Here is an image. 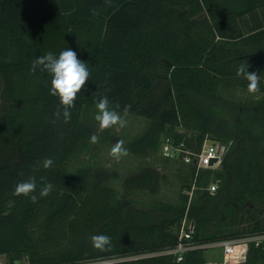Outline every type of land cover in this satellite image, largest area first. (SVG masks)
Returning a JSON list of instances; mask_svg holds the SVG:
<instances>
[{"label": "trees", "instance_id": "16d2710c", "mask_svg": "<svg viewBox=\"0 0 264 264\" xmlns=\"http://www.w3.org/2000/svg\"><path fill=\"white\" fill-rule=\"evenodd\" d=\"M75 51L91 73L64 122L51 76L30 68L38 57ZM260 75V91L240 64ZM248 92V91H247ZM146 120L127 148L147 157L165 137L199 152L225 146L216 167L180 163L176 201L159 197L165 179L141 165L123 179L103 165L71 166L95 134L96 104ZM61 111L59 119L57 110ZM105 136H109L107 133ZM53 160L45 169L43 161ZM167 159H172L167 157ZM35 177L37 201L13 195ZM51 183L46 197L41 188ZM216 183L211 191L209 186ZM151 196L147 202L140 192ZM12 201V205H9ZM206 244L264 233V0H0V254L5 264H202L207 247L156 253L180 240L182 220ZM111 237L100 251L91 236ZM243 264H264V241L249 243Z\"/></svg>", "mask_w": 264, "mask_h": 264}, {"label": "clouds", "instance_id": "9594fccd", "mask_svg": "<svg viewBox=\"0 0 264 264\" xmlns=\"http://www.w3.org/2000/svg\"><path fill=\"white\" fill-rule=\"evenodd\" d=\"M46 71L51 76L50 94L57 97L62 106L63 119L65 123L70 122L71 112L69 109L75 107V101L80 92L84 91L85 86L91 75L87 62L81 61L75 51L71 49L62 50L59 55L48 52L45 55L38 57L33 61L30 68L31 73H35L37 69ZM249 64H240L236 75L243 77L248 82L247 91L250 94H255L260 91V75L256 72L248 71ZM110 101L105 96L96 104L97 114L95 120L99 124V130L104 131L119 125L123 128L127 125V120L121 116L116 110L110 108ZM131 109V105L124 106V117H126ZM57 119L61 116V111L58 109L55 113ZM90 142L95 144L99 142L97 135L90 137ZM109 155L119 161L122 157L128 155V150L124 147V141L118 140L110 149ZM53 165L51 158H46L43 161L45 169ZM37 189L35 177L29 178L27 181L20 182L15 187L13 195L30 197L32 202L37 201V196L32 195ZM53 189L51 183L45 184L40 190V196H48ZM12 205V201H9ZM92 246L100 251H108L111 249V237L105 234H95L91 236Z\"/></svg>", "mask_w": 264, "mask_h": 264}, {"label": "rangeland", "instance_id": "374dc122", "mask_svg": "<svg viewBox=\"0 0 264 264\" xmlns=\"http://www.w3.org/2000/svg\"><path fill=\"white\" fill-rule=\"evenodd\" d=\"M235 94L238 97H247L249 92L243 90H235ZM123 118L127 120L126 127H119V125L104 131L99 130V124L96 121L95 135L99 137L98 143H91L87 140L81 149L76 152L71 159V166L76 167L81 164L91 163L94 165H103L111 170H116L118 175L116 178L110 179V184H113L119 191H123V179L129 173L136 171L141 165L151 164L156 166L162 173L165 174V179L161 183L159 190V197L167 201H176L180 189V181L178 178V162L173 159H167L163 153L162 147L155 154H151L147 157L136 154L127 148L128 142L139 135L146 126V120L135 117L132 115L121 114ZM109 136H105V134ZM124 141V147L128 150V155L122 157L119 161L112 158L109 153L111 147L118 141ZM139 196L143 197L145 202L151 199V196L147 192H140ZM209 258H220L222 251L219 247H209L206 251ZM6 256L0 254V264L6 263ZM104 261H87L80 264H99Z\"/></svg>", "mask_w": 264, "mask_h": 264}, {"label": "built area", "instance_id": "2783aa9c", "mask_svg": "<svg viewBox=\"0 0 264 264\" xmlns=\"http://www.w3.org/2000/svg\"><path fill=\"white\" fill-rule=\"evenodd\" d=\"M161 147L165 156L174 158H182L186 162H190L194 159L199 167H216L220 164L222 154L225 150V146L215 140L207 139L201 150L194 153V158L190 154V150L185 148L184 142L175 143L171 138L165 137L161 143ZM212 157H218V160L214 164L210 165L209 161ZM217 188L216 183H211L209 189L215 191ZM196 225L192 220L185 217L182 220L180 227V240L171 247H166L160 252L146 253L141 256H149L159 253L173 254L177 259H181L185 252L197 247H219L222 251L220 258H209L202 264H243L247 257V252L250 242H255L259 245L264 241V233L254 234L238 238H226L206 244H197L191 239L194 236ZM15 264H29L27 260H19Z\"/></svg>", "mask_w": 264, "mask_h": 264}, {"label": "water", "instance_id": "95a60500", "mask_svg": "<svg viewBox=\"0 0 264 264\" xmlns=\"http://www.w3.org/2000/svg\"><path fill=\"white\" fill-rule=\"evenodd\" d=\"M218 160V157H212L209 161V164L212 165L214 164V162H216Z\"/></svg>", "mask_w": 264, "mask_h": 264}]
</instances>
